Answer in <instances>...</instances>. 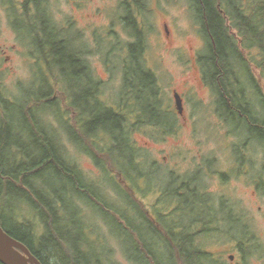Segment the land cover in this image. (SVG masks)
Returning <instances> with one entry per match:
<instances>
[{
    "label": "rangeland",
    "instance_id": "obj_1",
    "mask_svg": "<svg viewBox=\"0 0 264 264\" xmlns=\"http://www.w3.org/2000/svg\"><path fill=\"white\" fill-rule=\"evenodd\" d=\"M22 1L0 0V100H3L0 102V120L3 122V108L16 104L17 114L6 118L7 125L11 128L12 122L19 120V126L26 127L28 121L20 107H24L28 97H39L52 88L49 98L58 100L62 112L46 105L34 108V104L29 103L25 107L36 109L32 115L39 117L40 122L56 135L62 153L86 183L103 189L104 196L111 203L116 202L120 209H124L127 200L132 198L139 210L164 224L189 223L201 219L202 211L212 209L220 220L216 230L211 231L212 225L208 226L205 236L202 233L204 224L190 229L205 251L224 264H240L242 259L247 264H264V147L249 138L243 124L239 128L235 126L232 117L216 102L211 89L203 82V62L198 59L200 54L207 53L203 51L205 44L193 16L191 1L144 0L147 9L138 17H133L145 31L143 61L156 77L162 106L159 113H148L147 117L162 123L169 122V118L165 117L167 111L172 128L152 125L135 127L136 124L131 129L128 127L129 142L138 156L134 161L141 170L139 176L131 174L132 182L124 180L116 170L111 171L110 155L103 152L104 146L111 145L106 134L97 135L94 141L85 140L86 143L76 145L78 147H74V142L69 139L68 133L75 131L72 125L77 117L67 109V99L60 95L64 85L58 72L60 65L70 64L69 58L62 64L58 61L49 63L46 57L35 58L38 49L37 46L34 48L28 35L34 27L33 17L27 18L26 12V17H22L17 8ZM122 1L40 0L41 12L47 16L50 32L68 38L64 45H60L49 32L42 51L51 47L48 44L51 41L54 42L51 48L64 50L67 57H73L78 51L93 77L101 83L97 99L115 111L122 110L121 66L124 62L129 63L127 46L133 43L123 23L127 12L121 7ZM135 9L131 6L133 12ZM19 23L23 26L21 31L15 28ZM42 36L43 33H39L41 39ZM254 55V51L244 53V57L250 60ZM253 71L264 93V79L256 69ZM83 87L77 98L85 97L84 81ZM244 87L248 98L250 89ZM176 93L183 100L182 113L174 108ZM90 105L82 104V107L89 108ZM127 107L135 123L138 109L132 102H128ZM236 113L241 117L240 112ZM67 122L71 123L70 129ZM87 128L83 126L81 132ZM22 136L25 153L38 156L41 152L39 143L26 130ZM103 143L108 145H101ZM11 152L14 153L11 149L8 155ZM15 153L20 156L17 151ZM114 159L118 161L116 154ZM103 168L109 173H104ZM109 180L117 182L120 187L108 184ZM178 184H188V188H183L182 196L175 198L168 193ZM124 193L128 196L127 200ZM184 201L190 204L186 205ZM11 204L14 205L13 211L8 212L7 206L2 214L14 222L30 226L39 237L43 231L42 223L34 216L29 204L24 199H16ZM221 204L222 208L231 212L235 222L226 219L224 212H217ZM75 206L82 207L85 214L82 217L91 230H94L92 225H96V232L88 233L87 238L96 253L103 245L106 264H136L129 259L130 250L121 244V238L110 228L104 216L89 211L81 204L76 203ZM164 214L167 215L161 218ZM244 232L251 237L248 247L245 246L247 236L242 241L240 239ZM238 241L243 244L239 245ZM241 252L248 255L242 258Z\"/></svg>",
    "mask_w": 264,
    "mask_h": 264
},
{
    "label": "trees",
    "instance_id": "obj_2",
    "mask_svg": "<svg viewBox=\"0 0 264 264\" xmlns=\"http://www.w3.org/2000/svg\"><path fill=\"white\" fill-rule=\"evenodd\" d=\"M190 1L193 16L200 27L205 44L203 51L207 53L200 54L202 57L199 55L198 59L203 62V82L211 89L216 102L232 117L235 126L239 128L243 124L249 138L264 147V93L261 92L253 71L256 69L264 79V0ZM131 6L136 7L134 12ZM121 7L127 12L124 26L133 38V43L127 46L129 63L124 62L121 66V111H115L106 103L99 102L97 96L101 92V83L93 77L78 51L74 52L73 57H67L64 50L56 51L51 48L54 46L53 41L48 43L51 47L42 51V44L51 30L45 27L38 5L35 11L36 15L40 16L32 19L34 27L28 35L34 48L37 46L36 59L46 57L49 63L58 61L62 64L69 58L70 64L60 65L58 71L64 85L63 89H60V95L67 99V103L64 100L67 109L74 110L77 117L72 125L75 131L68 133L69 139L75 145H81L85 140L94 141L97 135L106 134L111 145L104 146L103 152L110 155L107 156L112 161L111 171L116 170L120 177L132 182L131 174L139 176L141 170L134 161L138 156L129 142L128 127L131 129L136 124L135 127L152 125L172 128V123L167 111L165 117L169 118V122L162 123L153 117H147L148 113H159L162 106L158 97L156 77L143 61L146 48L145 31L133 18L147 9L146 3L144 0H123ZM15 28L21 31L23 26L19 23ZM39 33H43L42 39ZM50 36L60 45L68 41V38L53 31ZM252 51L255 55L250 57L251 60L247 56L244 57L245 52L248 54ZM83 81L86 85L85 97L77 98L79 90L84 89ZM244 86L250 89L248 98ZM50 90L52 88H49ZM49 91L39 97H28L24 107H20L28 121L26 127L22 128L18 124L19 120H15L11 128H4L3 125L0 128V198L3 204L0 209V226L7 235L22 243L41 264H104L107 257L103 245L99 253H96L87 238L88 233L96 232V225H92L94 230L88 227L82 217V207L75 206L78 203L79 206L81 204L89 211L105 217L110 228L121 238V244L130 250L129 259L136 264H224L206 252L190 231L201 224H204L202 233L205 236L208 226L212 225L211 231L216 230L215 226L220 224V220L212 209L202 211L201 219L189 223L164 224L139 210L132 198L127 200V194L124 193L128 204L123 206L124 209H120L116 202L111 203L104 196L103 189L86 183L62 153L56 135L40 122L39 117L32 115L36 110L34 108H44L45 105L62 112L58 100L49 98ZM53 102H56V105H53ZM128 102L134 103L138 109V114L134 117L135 123L129 116L132 112L128 111ZM29 103L35 107H25ZM11 104L3 108L6 117H14L17 114L18 106ZM82 104L91 105L89 108H83ZM236 112H240L241 117ZM67 123L70 129L71 123ZM83 126L88 128L81 132ZM25 130L41 146V150L40 146L38 147L41 152L36 157L24 151L22 132ZM11 149L14 153L8 155ZM114 154L118 156V161H115ZM103 171L109 173L107 169L103 168ZM108 184L120 187L118 183L110 180ZM183 188H188V184H178V187H174L168 194L180 198L182 195L177 192ZM16 199H24L34 216L42 223L43 231L39 237L30 226L14 222L2 214L7 206L8 212L13 211L14 205L9 204ZM172 202L171 204H174ZM184 204L190 203L184 201ZM222 207L221 204L217 212H224L226 219L235 222L231 212ZM245 236L246 232L240 238L241 241L246 239ZM250 239L251 237L247 236L246 247L250 244ZM241 241H238L239 245L243 244ZM241 253L242 258L248 255L246 252ZM240 264L247 262L242 259Z\"/></svg>",
    "mask_w": 264,
    "mask_h": 264
},
{
    "label": "water",
    "instance_id": "obj_3",
    "mask_svg": "<svg viewBox=\"0 0 264 264\" xmlns=\"http://www.w3.org/2000/svg\"><path fill=\"white\" fill-rule=\"evenodd\" d=\"M175 106L182 113L180 97L174 95ZM232 259V257H230ZM0 264H41L20 242L7 235L0 226Z\"/></svg>",
    "mask_w": 264,
    "mask_h": 264
},
{
    "label": "flooded vegetation",
    "instance_id": "obj_4",
    "mask_svg": "<svg viewBox=\"0 0 264 264\" xmlns=\"http://www.w3.org/2000/svg\"><path fill=\"white\" fill-rule=\"evenodd\" d=\"M36 5H38V7H39V9L41 10V4H40V0H23L22 2H19V4H18V6H17V8L18 9H20V11L22 12V17L23 18H25L26 17V15H27V18H29V17H31V15H32V17H33V19L35 18V17H37V16H40V15H36V11H35V7H36ZM24 12H26V15L24 14ZM19 16V15H18ZM13 18H15V16H12ZM20 17V16H19ZM41 17H42V20L44 21V25H45V27L46 28H48V30H51V27H50V25H49V23L47 22L46 23V21H48L47 20V16H46V14H44L43 12H42V14H41ZM177 94V93H176ZM179 97H180V95L179 94H177ZM180 99H181V97H180ZM3 100H0V102H2ZM181 103H183V100L181 99ZM174 108L176 109V106H175V104H174ZM176 112H177V109H176ZM3 113H4V111H3ZM72 114H75V111L73 110L72 111ZM7 117H6V114L4 113V118H3V122L0 120V128L2 127V125L4 126V128L6 127H8V125H7V119H6ZM75 123L73 122V125H74ZM9 128V127H8ZM1 143V142H0ZM76 145H74V147H75ZM76 147H78V146H76ZM96 162V161H95ZM117 183V182H116ZM179 195L181 194V191L179 190L178 192H177ZM1 194H2V192H0V197H1ZM182 195V194H181ZM2 204V202H1V198H0V205Z\"/></svg>",
    "mask_w": 264,
    "mask_h": 264
}]
</instances>
